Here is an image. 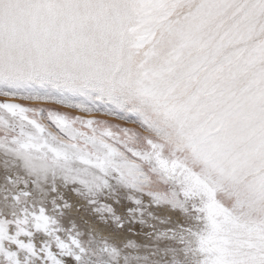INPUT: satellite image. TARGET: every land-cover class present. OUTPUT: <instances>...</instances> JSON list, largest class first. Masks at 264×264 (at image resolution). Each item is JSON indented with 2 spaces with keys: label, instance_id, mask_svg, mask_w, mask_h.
Returning a JSON list of instances; mask_svg holds the SVG:
<instances>
[{
  "label": "snow or ice",
  "instance_id": "snow-or-ice-1",
  "mask_svg": "<svg viewBox=\"0 0 264 264\" xmlns=\"http://www.w3.org/2000/svg\"><path fill=\"white\" fill-rule=\"evenodd\" d=\"M0 264H264V0H0Z\"/></svg>",
  "mask_w": 264,
  "mask_h": 264
},
{
  "label": "rangeland",
  "instance_id": "rangeland-1",
  "mask_svg": "<svg viewBox=\"0 0 264 264\" xmlns=\"http://www.w3.org/2000/svg\"><path fill=\"white\" fill-rule=\"evenodd\" d=\"M37 107H47V105H36ZM129 127H131V125H128ZM161 215H163V212L160 213ZM134 228L136 230H139V225L134 226ZM145 231H147V229H145ZM128 255H131V253H128Z\"/></svg>",
  "mask_w": 264,
  "mask_h": 264
},
{
  "label": "bare ground",
  "instance_id": "bare-ground-1",
  "mask_svg": "<svg viewBox=\"0 0 264 264\" xmlns=\"http://www.w3.org/2000/svg\"><path fill=\"white\" fill-rule=\"evenodd\" d=\"M29 106H32V107H37L36 105H29Z\"/></svg>",
  "mask_w": 264,
  "mask_h": 264
}]
</instances>
